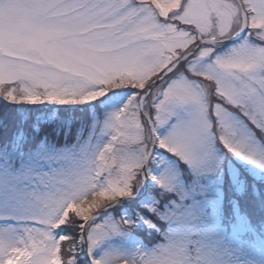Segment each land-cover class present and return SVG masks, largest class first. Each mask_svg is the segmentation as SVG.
<instances>
[{
  "label": "snow or ice",
  "instance_id": "6c2138e0",
  "mask_svg": "<svg viewBox=\"0 0 264 264\" xmlns=\"http://www.w3.org/2000/svg\"><path fill=\"white\" fill-rule=\"evenodd\" d=\"M0 264H264V0H0Z\"/></svg>",
  "mask_w": 264,
  "mask_h": 264
}]
</instances>
